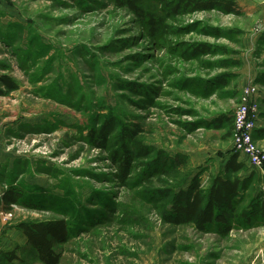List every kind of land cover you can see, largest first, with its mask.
<instances>
[{
    "label": "rangeland",
    "instance_id": "rangeland-1",
    "mask_svg": "<svg viewBox=\"0 0 264 264\" xmlns=\"http://www.w3.org/2000/svg\"><path fill=\"white\" fill-rule=\"evenodd\" d=\"M117 1L0 0V75L19 84L0 95V196L23 192L22 204L0 209V264H42L18 225L64 217L78 233L56 247L60 264H264L263 219H237L227 234L166 223L139 168L129 186L118 178V131L110 149L87 138L98 115L113 111L145 128L146 145L188 154L207 182L235 152L232 126L210 121L233 117L242 88L253 84L255 140L264 150V84L256 82L264 73V0H237L241 15L211 9L167 18L170 31L156 39ZM198 43L213 49L186 57ZM225 59L241 64L220 67ZM228 74L221 87L217 78ZM247 166L254 189L242 208L264 194V169Z\"/></svg>",
    "mask_w": 264,
    "mask_h": 264
},
{
    "label": "trees",
    "instance_id": "trees-1",
    "mask_svg": "<svg viewBox=\"0 0 264 264\" xmlns=\"http://www.w3.org/2000/svg\"><path fill=\"white\" fill-rule=\"evenodd\" d=\"M148 0H118L120 7H125L134 13L145 26L152 38L162 36L170 31L166 21L192 12L217 9L226 14L241 15L242 9L237 0H149L161 4L149 8ZM207 32L218 34V29L210 28ZM234 32L227 31L231 36ZM264 45V34L260 38ZM207 43H198L184 53L188 56H199L212 51ZM222 53L231 50L219 46ZM236 60H221L220 67L230 68L240 66ZM233 74L219 76L218 84L227 87ZM256 82L264 84V73L258 75ZM5 88V90L2 89ZM19 89L18 82L10 75H0V95ZM101 124L93 125L87 138L94 145L103 148L110 147L111 134L115 136L117 148L111 154L118 163L117 175L124 186L131 184L132 174L136 168L141 170L139 179L145 185L150 198L158 203L157 209L161 219L169 224H192L196 230L207 232L215 226L223 234L229 233L237 219L251 222L255 217L264 220V194L258 193L250 203L242 208L244 199L253 188L255 171L246 174L248 163L241 159L239 152H233L222 171L210 174L207 182L202 180V171L194 173L191 158L182 152L167 153L152 145H146L142 140L145 128L140 123L124 122L113 111L98 115ZM227 124L234 128V118L221 114L210 121V126L221 129ZM205 126H208L206 123ZM257 131V130H255ZM263 131V130H262ZM256 139V136L254 135ZM110 149V148H109ZM256 170V168H254ZM23 192L15 187L6 190L0 196V209H11L15 204H22ZM90 219V218H89ZM72 223V222H71ZM67 218H51L21 222L18 225L27 241L34 248L37 259L42 264H60L62 254L56 247L68 243L78 231ZM83 223V222H82ZM95 224V223H94ZM7 258L16 260L15 252L7 253Z\"/></svg>",
    "mask_w": 264,
    "mask_h": 264
},
{
    "label": "built area",
    "instance_id": "built-area-1",
    "mask_svg": "<svg viewBox=\"0 0 264 264\" xmlns=\"http://www.w3.org/2000/svg\"><path fill=\"white\" fill-rule=\"evenodd\" d=\"M258 92L253 84L242 88L240 102L233 113V144L234 150L245 156L254 168L264 169V150L254 138L259 118Z\"/></svg>",
    "mask_w": 264,
    "mask_h": 264
},
{
    "label": "crops",
    "instance_id": "crops-1",
    "mask_svg": "<svg viewBox=\"0 0 264 264\" xmlns=\"http://www.w3.org/2000/svg\"><path fill=\"white\" fill-rule=\"evenodd\" d=\"M240 6V5H239ZM242 9V8H241ZM242 11H244V9H242ZM260 107H261V101H260ZM261 116V115H260ZM261 127H258L256 130L260 129ZM254 135L256 136V131L254 132ZM241 159L246 161L248 163V165H250L249 161H247L245 156H241Z\"/></svg>",
    "mask_w": 264,
    "mask_h": 264
}]
</instances>
